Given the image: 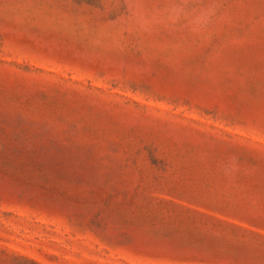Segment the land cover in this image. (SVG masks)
Returning a JSON list of instances; mask_svg holds the SVG:
<instances>
[{
	"label": "rangeland",
	"instance_id": "obj_1",
	"mask_svg": "<svg viewBox=\"0 0 264 264\" xmlns=\"http://www.w3.org/2000/svg\"><path fill=\"white\" fill-rule=\"evenodd\" d=\"M0 264H264V0H0Z\"/></svg>",
	"mask_w": 264,
	"mask_h": 264
}]
</instances>
